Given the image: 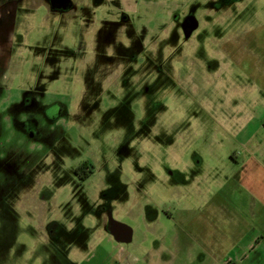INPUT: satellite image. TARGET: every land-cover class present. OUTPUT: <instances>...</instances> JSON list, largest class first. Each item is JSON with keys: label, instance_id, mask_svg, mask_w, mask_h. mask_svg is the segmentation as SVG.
<instances>
[{"label": "rangeland", "instance_id": "obj_1", "mask_svg": "<svg viewBox=\"0 0 264 264\" xmlns=\"http://www.w3.org/2000/svg\"><path fill=\"white\" fill-rule=\"evenodd\" d=\"M44 1L0 0V264H264V0ZM190 8L221 68L151 99Z\"/></svg>", "mask_w": 264, "mask_h": 264}, {"label": "flooded vegetation", "instance_id": "obj_2", "mask_svg": "<svg viewBox=\"0 0 264 264\" xmlns=\"http://www.w3.org/2000/svg\"><path fill=\"white\" fill-rule=\"evenodd\" d=\"M47 5V8L51 12H59V13H68L73 10V2L71 0H45L44 1ZM239 3L242 2L241 0H232V3ZM231 0H219V3L213 4L215 8L218 10L223 5H229ZM196 9H188L185 14H176L173 13L170 19L172 21V30L166 36L167 39V52H166V63L164 68L156 66L147 67L151 69L153 72H157L158 74L162 75L163 84H152L153 91L150 89L148 95L151 99L154 98L155 94H159L160 92L164 93L166 97H170L171 95L175 98H182L183 92H186L182 85H187L186 79L190 83H194L195 79L198 78V74L202 72L212 73L215 74L221 68V62H219L216 58V55L221 50L226 52V47L220 41L222 34L221 23L217 24V28L215 33H208V25L213 24H206L205 26L202 25L200 20L196 15ZM210 27V26H208ZM212 40H215L214 42ZM190 41H193L194 47L186 46L189 44ZM208 42L212 45H209ZM219 46V51L213 48L212 51L211 47ZM209 52H214L215 54L210 55ZM138 60L134 59L135 65L137 64ZM193 66L194 68H192ZM139 67V65L137 66ZM136 67V68H137ZM196 67V68H195ZM120 68V67H119ZM121 69V68H120ZM124 71V70H123ZM125 73H133L136 74L135 71H126ZM122 76L120 75L119 79L117 77L116 81L113 84L117 85L120 82ZM234 73L228 74V81L232 80ZM127 77V76H125ZM195 78V79H194ZM137 79H139L137 77ZM225 79V78H223ZM150 85V84H149ZM148 101V100H147ZM152 106L155 107L157 102L152 101ZM156 110V109H155ZM154 110V112H155ZM152 120V118H151ZM35 133L30 132V137H34ZM89 161H85L81 163L76 170L74 171L75 174L85 172L84 179H87L89 176L93 174L89 166ZM168 175L173 177L171 171H168ZM83 179V180H84ZM104 212L107 210L104 208ZM104 225L106 233L113 238L117 243L120 245H127L132 242L133 240V232L131 230V239L129 242H126L129 237L125 234L127 228H121L118 222L112 218L110 214L105 215ZM147 220V217H146ZM118 223V224H117ZM125 226L124 224H121ZM127 226V225H126ZM131 228V227H130ZM45 231L49 235L51 234V230L44 227ZM132 229V228H131ZM124 239L125 242L119 241Z\"/></svg>", "mask_w": 264, "mask_h": 264}, {"label": "water", "instance_id": "obj_3", "mask_svg": "<svg viewBox=\"0 0 264 264\" xmlns=\"http://www.w3.org/2000/svg\"><path fill=\"white\" fill-rule=\"evenodd\" d=\"M69 1V0H68ZM118 224V223H117ZM120 226H121V228L123 229V228H127L126 229V231H124L125 232V234L129 237V239L126 241V242H129V240L131 239V228L129 227V226H123V225H121V224H119ZM119 241L122 243V242H125V240L124 239H122V240H120L119 239Z\"/></svg>", "mask_w": 264, "mask_h": 264}, {"label": "crops", "instance_id": "obj_4", "mask_svg": "<svg viewBox=\"0 0 264 264\" xmlns=\"http://www.w3.org/2000/svg\"><path fill=\"white\" fill-rule=\"evenodd\" d=\"M189 259H190L189 263L191 262L190 264H192V263L194 262V260H195V258H192V257H190ZM200 261H201V260H200ZM229 262H230V260H228V263H229ZM187 263H188V262H187Z\"/></svg>", "mask_w": 264, "mask_h": 264}]
</instances>
